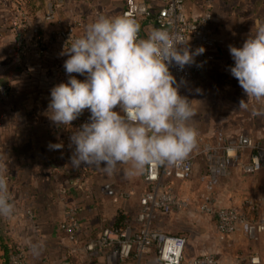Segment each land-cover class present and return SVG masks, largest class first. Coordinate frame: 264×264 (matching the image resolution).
<instances>
[{"label":"crops","instance_id":"crops-1","mask_svg":"<svg viewBox=\"0 0 264 264\" xmlns=\"http://www.w3.org/2000/svg\"><path fill=\"white\" fill-rule=\"evenodd\" d=\"M206 1L186 0V13L192 16L203 11ZM209 2L213 17L210 29L222 44L216 48L214 60L195 78V81L205 79L204 82L215 89L214 93H205L203 100L198 98L197 92L192 96L196 101L189 98L194 111L198 105L206 109L202 116L206 123H198L196 115L195 127L210 143L217 132L228 138L239 132L257 136L264 127L257 107L264 104V100L246 97L231 76L229 68L233 61L229 46L240 47L250 31L264 22V0ZM49 4L54 7V17L45 22L43 18ZM123 6L124 0H0V83L11 88L9 101L0 103V167H5L6 162L9 196L14 204L13 214L1 217L0 264H6L5 245L24 248L27 264H104L102 253L90 257L84 246L104 228L119 226L125 221L135 224L139 196L147 189L143 174L128 176L127 165H121L111 175L92 165L72 167L70 156L74 146L69 137L72 130L77 129L74 122L69 129L54 125L46 116L50 89L64 82L62 59L66 55L62 53L65 47L56 40V31L80 21L78 32L83 35L88 24L98 16H121ZM19 11L40 21L39 38L48 44L43 55L32 52L25 62L17 57L10 26ZM151 15L138 22L141 37H146L156 27L153 13ZM55 143H63L64 147L51 150L49 145ZM228 166L237 169L236 173L231 172L229 179L235 178L237 186L241 190L247 188L249 195L243 192L234 206L229 205V187L225 184L217 191L215 207L237 209L242 205L246 210L252 204L257 214H264V193L257 173H244L233 163ZM180 183L171 180L175 193L182 198L185 192ZM104 184L112 186L115 196L102 193ZM203 193L202 189L197 197H189L185 213L157 216L154 222L165 232L184 238L183 263L211 253L224 264H250L251 255H256L260 264H264V234L256 240L240 231L219 235L215 217L201 215L196 210ZM66 208L77 213L80 224L77 241H72L60 228ZM153 259V253H148L144 264H153ZM121 264H133V260Z\"/></svg>","mask_w":264,"mask_h":264},{"label":"clouds","instance_id":"clouds-1","mask_svg":"<svg viewBox=\"0 0 264 264\" xmlns=\"http://www.w3.org/2000/svg\"><path fill=\"white\" fill-rule=\"evenodd\" d=\"M129 16H98L64 49L67 82L50 89L46 116L71 129L85 110L88 120L72 130L70 165H92L111 175L121 165L128 176L149 166L182 163L198 144L192 101L180 94L171 73L203 54L180 35L153 29L141 37ZM229 72L246 97L264 100V22L240 47L229 46ZM76 74V75H72ZM77 76L83 77L78 79ZM63 143L50 144L60 150ZM14 212L5 167H0V217Z\"/></svg>","mask_w":264,"mask_h":264},{"label":"built area","instance_id":"built-area-1","mask_svg":"<svg viewBox=\"0 0 264 264\" xmlns=\"http://www.w3.org/2000/svg\"><path fill=\"white\" fill-rule=\"evenodd\" d=\"M155 1L158 5L153 4ZM186 0H124L121 16H129L139 22L142 18L152 16L155 29H166L180 35L185 41L189 38L190 49L203 47L204 52L194 58V63L184 66L183 69L176 65L170 67L171 73L180 83V87L192 83L198 75H201L207 65L214 60L215 50L222 44V40L216 37L210 24L213 20L209 0L207 7L192 16L185 11ZM54 17V7L49 4L43 20L50 22ZM40 21L33 20L29 15L20 12L10 22L14 32V44L18 59L25 62L28 56L34 52L43 55L48 44L39 38ZM80 21L75 24L60 28L55 33V38L65 48L72 40L81 36L78 32ZM140 35V34H139ZM29 37L32 40H29ZM64 70V82H67V74ZM76 75V74H72ZM78 79L83 77L77 76ZM11 88L6 83H0V103H7L10 99ZM257 113L263 118L264 104H259ZM89 112L87 110L74 122L76 128L87 122ZM201 160L206 167L207 179L204 193L196 207L201 215L215 217L216 232L226 236L240 231L244 236L256 240L264 234V214L248 215L234 207H215V187L218 179L225 173L229 163L235 164L242 172L247 174L258 173L264 166V127L257 136L237 133L233 137H225L221 132L215 134L213 142H209L198 132V144L193 152L178 165L160 164L147 167L143 174L147 189L139 196V208L135 213V224L125 222L121 228L107 227L100 231L97 237L88 242L84 248L87 255L93 257L102 253L104 264H121L129 259L133 264H144L146 255L153 253V264H184L185 240L182 236L165 232L154 225L157 216L170 213L183 214L188 210L189 201L178 197L171 180L188 181L193 175L196 162ZM104 195L115 196L116 192L110 184H104L101 188ZM60 228L67 233L72 241H77L80 224L77 213L72 208H66L63 212ZM250 264H260L256 255L249 257ZM8 264H27L26 252L22 247H14L9 255ZM187 264H224L215 254H200L188 260Z\"/></svg>","mask_w":264,"mask_h":264},{"label":"rangeland","instance_id":"rangeland-1","mask_svg":"<svg viewBox=\"0 0 264 264\" xmlns=\"http://www.w3.org/2000/svg\"><path fill=\"white\" fill-rule=\"evenodd\" d=\"M205 79H202L199 80V81H193L192 83H189L187 85H184V86H181L180 87V94L182 96H186L188 95V99H192L193 97V94L195 95L197 92V96L198 98H200V100H203L204 99V96L205 93L207 94L208 91H213L214 93V88H212V86L210 84H208L207 82H204ZM197 98V97H196ZM194 101H196L197 99H192ZM205 107H203L202 105H198L197 108H195L196 112H197V116H198V123H206L202 120V116L204 114V112L206 111V109H204ZM237 169L234 167V170L231 169V167H229L228 165L226 166V169H225V173L219 177L218 179V183H217V186L215 187V195H217V191L218 189L220 190L222 186H224L225 184H228L227 186L229 187V190L227 192L228 193V197H229V201H231L229 205H233L235 204V201H236V198L241 195L243 192H246V193H243L245 194L247 197H248V193H249V190L247 188H244V190H241L237 184H236V180L235 178H230V174L231 172H234L236 173ZM257 177L260 181V186L262 188V192L264 193V166L261 167L260 171L257 173ZM207 179V174H206V167H205V164L201 161V160H198L194 166V170H193V175L191 177V179L189 181H185V182H182L180 183L182 189H183V193H184V196L182 198L184 199H187L189 200V197H191V199L193 197H197V192H201L202 189H203V192H204V187H205V181ZM229 179V180H228ZM227 187V188H228ZM196 191V192H195ZM226 192V194H227ZM248 199V198H246ZM252 204H249L248 207L249 208H246V210H244L245 208H243L242 205H240L239 210L245 212L247 211L246 214L248 215H254V212H256L257 210H255V206H253L252 208ZM227 207V206H225ZM133 211V209H132ZM134 212V211H133ZM258 212V211H257ZM130 224V223H129Z\"/></svg>","mask_w":264,"mask_h":264},{"label":"trees","instance_id":"trees-1","mask_svg":"<svg viewBox=\"0 0 264 264\" xmlns=\"http://www.w3.org/2000/svg\"><path fill=\"white\" fill-rule=\"evenodd\" d=\"M244 213H247V211H245ZM257 215V211L256 212H254V216H256ZM1 217H0V236H1V233H2V227H3V224L1 223ZM126 219V217H124V219L123 220H125ZM126 222V221H125ZM125 222L123 223V224H120L119 226H115V227H113V228H121V227H124L125 226ZM174 235H176V234H174ZM178 236H181V235H178ZM5 245V244H4ZM14 249V247H8V246H4V248H3V251H4V254H5V257H6V264H8V261H9V255H10V253L12 252V250Z\"/></svg>","mask_w":264,"mask_h":264}]
</instances>
